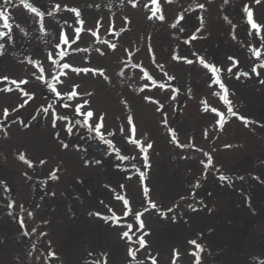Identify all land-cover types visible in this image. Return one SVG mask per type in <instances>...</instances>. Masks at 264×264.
I'll return each mask as SVG.
<instances>
[{"label": "rangeland", "instance_id": "374dc122", "mask_svg": "<svg viewBox=\"0 0 264 264\" xmlns=\"http://www.w3.org/2000/svg\"><path fill=\"white\" fill-rule=\"evenodd\" d=\"M27 2L45 12L52 10L55 2H60L62 6L68 3L79 7L86 27L93 26L102 18L103 27L99 35L102 39L117 43V49L114 52L108 50L89 33L82 32L77 43L80 48H87L88 51L76 53L72 51L76 45H66L64 47L71 55L65 59L74 67L110 64L106 72L109 81L90 74H81L82 79L72 75L81 84V91L93 93L90 97L91 106L106 114L109 130L115 131L126 124L130 108L137 127L135 138L143 141L147 135L153 147L148 150L150 166L145 168L139 148L131 145L127 139L114 140L121 154L135 158L125 162L118 161L114 153L108 159L104 153L106 146L98 147V143L91 137H69L61 131L60 139L57 140L43 115L36 121L31 119L36 109L52 103L54 97L40 81L31 79L27 86L22 85L30 93L35 91L34 99L19 110V118L29 126L22 127L19 120L11 124V119L15 118L13 114L9 118L10 138L3 139V133L0 132V181H3L0 184V264H17V255L26 249L31 250L29 240L37 245L33 256L45 257L48 251L56 253L50 264H131L126 242L120 238V233L128 230L122 226L127 223L133 224V231L139 227L134 217L137 211L144 213L141 217L144 230L150 233L145 238L148 247L140 250L137 258L147 260V264H151L150 256L157 258V264H172L173 250L181 254L176 264H193L194 257L187 255L188 252L196 251L188 243L190 240H196L203 246L202 264H253V259L255 264H261L264 261V85L259 80L264 79V69H259L260 77L251 74L248 79L241 77L237 80L234 75L229 77L227 74V68L231 66L227 56L233 55L239 60L237 68L233 69L234 73L245 70L254 59L250 56L249 47L253 43L256 47L260 46L258 40L248 36L245 20L239 14L242 0H229L227 5L224 0H210L204 12L198 9L185 11L194 0H172L171 4L167 0H158L169 24L174 22L176 16L184 14L187 22L181 23L189 35L196 33L200 27L199 17L203 16L204 27L196 35L204 38L189 44H184L187 37L183 33L158 21H147L142 3L133 9L127 0ZM243 2L250 4L258 21L264 18V0L260 5H256L255 0ZM9 13L13 18L11 23L16 44L8 46V59L4 63L10 70L13 63L17 64L13 78H26V70H36L26 68L19 63V59H39V56L33 54L40 49L48 52L50 49L45 44L55 39L54 28H62L75 37L74 27L69 29L64 26L66 18L71 17L69 24L72 23L73 14L61 12L55 17L45 16L44 23L50 34L43 37L38 33V24L33 25V19L38 21L39 18L28 13L18 0L16 6L9 9ZM124 17L128 18L129 24L125 25ZM112 22L116 31L120 28L128 30L120 37L109 35L107 29ZM18 24L29 33L27 36L19 32L16 27ZM149 44L152 53L148 51ZM96 47L105 50L104 57L95 52ZM124 49L133 54L132 62L141 65L158 83L166 80L156 66L163 64L164 69L175 77L168 83L179 89L177 99H170V90H167L166 99L165 91L158 88L140 93L139 87L150 82L141 80L139 69L129 66L125 68L124 77L117 76L116 72L123 67L121 61L127 58ZM193 53L221 68V81L228 89L233 110L250 121L247 126L243 120L227 114L226 106L219 101L218 96L213 95L214 92L222 95V90L218 85L209 88L211 73L196 62ZM172 54L192 59L194 63L185 64L183 59L171 61ZM44 67L46 78H50L52 69L47 63ZM0 82V88L14 87ZM144 95L152 96L164 104L163 111L167 113L168 125L177 131L180 144H191L193 147L180 148L171 142V134L163 123V116L156 111L158 105L143 100ZM23 99L25 97L16 91H0V120H3L5 107L11 112V108L23 102ZM122 101H126L129 108H125ZM204 101L210 108L217 107L225 114L222 128L215 123L219 118L214 113L204 111ZM65 102L57 101L58 112L70 111L60 107ZM60 127H63V122ZM205 131L208 132L207 138ZM60 141H71L70 147L63 149ZM204 151L213 158V166L208 170L201 163L207 159L203 155ZM19 153H24L34 167L28 168L19 161ZM85 158L91 161L103 159L100 165L90 163L85 166ZM41 159L46 161L44 165L39 164ZM117 163L122 167L116 168ZM216 168L220 171L217 172ZM53 169H58L57 180L51 178ZM221 174L230 180L220 181L218 177ZM144 187L149 188L147 197ZM118 196L129 201L128 208L124 207L123 200L117 199ZM149 200L157 208H149L144 212ZM8 201H14L17 205L13 209L18 213L16 218L7 214L9 210L5 204ZM21 203L33 212L32 217L19 213L18 206ZM188 204L200 210L191 211ZM169 208L173 211L169 212ZM129 209L131 214L125 217L124 212ZM95 212L106 216L114 212L121 226H113L111 222L90 215ZM21 217L29 232L36 229L30 238L21 235ZM41 232L46 235L41 236ZM29 261L31 264H49L46 258L39 261L29 258Z\"/></svg>", "mask_w": 264, "mask_h": 264}, {"label": "snow or ice", "instance_id": "6c2138e0", "mask_svg": "<svg viewBox=\"0 0 264 264\" xmlns=\"http://www.w3.org/2000/svg\"><path fill=\"white\" fill-rule=\"evenodd\" d=\"M19 4L23 6L24 9L27 10L28 13L32 14L34 18H39L38 21L33 19V25L36 26L38 24V33L43 36L47 37L50 33L48 28H46L44 20L45 16L47 17H55L61 12L70 13L73 14L74 19L72 20V23L69 24V19H72L71 17L66 18L64 20V26L72 29L74 27V34L75 37L73 38V35L68 32L66 33L62 28H54L53 31L55 32V39H53L50 43L46 42L45 47H48L50 50L48 52H44L42 49L34 53L33 55L39 56V59H34L32 57H27L24 59H19V63L22 65H25L27 67H31L33 69H36L35 71H25L24 77L21 78L20 76H16L13 78L12 74L15 72V69L17 67L16 63H13L11 66V70L8 68L7 65H5L4 61L8 59L7 56V50L8 46L12 45L15 46L16 41L13 36V23L12 16L9 13V9L16 6V0H3L2 3H0V81L6 82L10 85H15V89L12 87H2L0 88V91L2 92H8L11 93L13 91H16L19 93L20 96L25 97L23 99V102H20L17 104V106L11 108V112L8 107H5L3 109V120H0V132L3 133V139H9V118L15 114V118L11 119V124H16L17 120H19V123L22 127L27 128L29 125L26 124L22 119L19 118V110L24 108L25 105L29 103V101L33 100L35 97V91L33 90L31 93L27 90H25L23 86H27L29 84V81L31 79H34L36 81H40L41 85L46 87L47 91L51 96L54 97L52 103H49L46 106H42L38 109H36V114L31 117L33 121H36L38 117L43 115L47 122L50 124V127L53 129L54 137L59 140L61 136V131L65 133L67 136H87L91 137V139L98 143L99 146H106L104 149L105 156L108 159H111L113 153L115 154V157L120 162L129 161L130 159H135L134 157H130L129 155L121 154V151L119 148H117L114 144V140H123L127 139V141L139 148L140 154H142V160H143V166L145 168L149 167V156H148V150L153 147V144L151 142H148L147 135L144 136L143 141H141L138 138H135V135L137 133V127L134 124V116L131 113V109L129 108L126 101H122L125 108H129L127 117H126V124H122L117 130L112 131L109 130L107 127L106 122V114L98 112L96 109L92 108L90 97L93 95L92 92L88 91H81V84L76 81V79L73 77L72 74H75L76 77H81V74H84V76H88L89 74L92 77H102L104 81H109L110 77L106 74L108 66H97V67H91V66H79L74 67L70 62L66 61V57L70 56L71 53L68 52L64 46H73L76 45L72 49L73 52L79 53V52H87V48H80L78 46V41L81 39V33L87 32L90 34L91 37L95 38V41L99 43L100 45L106 46L108 50L115 51L118 47L117 43L112 42L109 39H102L99 35L100 29L103 27L102 24V18L101 20H97L95 24L91 27H86V21L83 18L82 10L79 7L71 6L68 3H64L63 6L60 2H55L52 10H49L47 12L40 10V8L33 6L32 3L27 2V0H18ZM128 3L131 4V8L136 9L138 7V4L142 3V7L145 11L146 20L149 22H161L162 24L168 25L171 29L183 33L187 38L184 40V44H189L191 41H195L198 38H204V37H198L196 33H200L204 27L203 22V16L201 15L199 17L200 20V27L196 29V33H193L191 35L188 34L187 29L185 28L184 24L181 23V21L187 22L185 19V16L183 13L175 17L174 22H171L169 24L162 8L161 4L158 3V0H149V2L144 3L143 0H127ZM167 3L171 4L172 0H167ZM210 3V0H204V2H199V0H194L192 4L189 5L188 9H185V11H194V10H200L201 12L207 11L206 5ZM229 3V0H224V4L227 5ZM262 3V0H255L256 5H260ZM91 7V5H90ZM97 7H99L97 5ZM239 14L241 17L245 20L247 28V34L248 36L254 37L255 40L259 41L260 46L256 47L255 44H251L249 47L250 56L253 57L250 61V64L248 66V69L236 71L233 72V69H236L239 60L237 57L233 55L227 56V60L231 62V66L227 68V74L229 77H232L233 75L237 80H240L241 77H244L246 79L251 77V74H255L256 77H260L261 72L259 69H264V18H261L259 21L254 17V11L253 8L250 6L249 3H244L242 0L240 9H238ZM227 19V17H225ZM124 23L125 25L129 24L130 21L127 17H124ZM19 32L23 33L25 36H27L29 33L25 31V28L20 26L19 24L16 25ZM235 28V25H233ZM127 28H120L119 31L115 30V24L114 22L110 23L108 26V33L109 35H114L116 37H120L122 33L126 32ZM35 39V37H33ZM150 39V37H149ZM233 39H235V36H233ZM124 51L127 53V58L124 61H121L123 64V67H120V70L116 72L117 76L124 77L125 76V68H128L129 66L133 69L139 68V71L142 73L141 80L150 82L142 85L139 87L138 91L140 93H144L146 89L150 88H158L161 91H165V98H168V91L171 92L170 99L172 101H175L177 99V96L179 94V89L177 87H172L171 84L168 82L173 81L175 77L173 75H170L165 69L163 64H157L156 66L159 68L160 72L163 74V77L166 78L164 82H159L157 79L153 77L147 70H145L141 65L133 63L132 62V53L128 49H124ZM148 51L152 53V47L149 44ZM95 52L100 56H105V50H103L101 47H96ZM194 56H196V62L199 63L204 69H207L208 72L211 73V84H209V88L212 87V85H218L219 89L222 90L223 94L221 95L218 92H214V96H218L219 101L222 102L224 106H226L227 114L230 116H236L238 119L243 120L245 125L247 126L250 121L245 119L243 116H239L237 112L233 110V103L229 99L228 95V89L225 87V83L221 81V68L216 67L213 65L212 62L206 61V59L203 56H199L196 53H193ZM16 59V58H13ZM180 59H183V62L185 64L192 65L194 61L192 59H188L186 57H179L176 54H172L170 56L171 61H178ZM153 62H155V57L153 54ZM47 63L48 66L52 69V72L50 74V78H46V69L44 67V64ZM250 69V70H249ZM82 79V77H81ZM70 82V84L66 83ZM259 83L264 85V79H260ZM133 91H137V89H133ZM143 100L150 102L152 104L158 105L156 108V111L161 113L163 116V123L166 127H168V132L171 134V142L180 148H191L193 145L188 144H180L178 137H177V131L174 130L172 127L168 125V119H167V113L163 111L164 104L161 103L158 99H154L152 96L144 95L142 97ZM57 101H66L65 103H62L60 105L63 109H69V112L61 113L56 110L57 108ZM79 101V102H77ZM204 105V111L205 112H211L214 113L217 119L215 121L216 124L220 125L221 128L223 127V124L225 122V114L220 111L217 107H209L207 102H202ZM63 122V127H60V123ZM205 138L208 137V132L205 131L204 133ZM61 147L65 150H67L70 147L71 141L64 142L60 141ZM225 147H230L229 145H226ZM196 151H202V149H196ZM203 155L207 158L206 162L201 161L203 164V168L205 170H208L213 166V158L211 155H209L208 152L204 151ZM19 161H22L25 165L28 166V168H33L34 165L30 160L26 158V155L24 153H19L18 155ZM103 158H97L94 161H91L87 158L84 160L85 166H89L90 163H95L97 165H100L102 163ZM46 163L45 160L41 159L39 161L40 165H44ZM116 168H121L122 165L120 163H117L115 165ZM131 167L135 168L136 165H131ZM216 171L219 172V168H216ZM58 172V169H53L51 178L53 180L58 179V175L56 174ZM25 176H27V172H25ZM130 178V177H129ZM218 179L220 181L230 180L229 177L225 175H219ZM240 179H243V177H240ZM141 180H143V173H141ZM3 181H0V184H2ZM199 187V184L196 185ZM122 187V185H121ZM144 194L147 197L149 195V188L144 187ZM118 200H123V204L125 208L129 207V201L127 199H124V197L118 196ZM183 199V198H181ZM103 203V201H101ZM202 204V201L200 202ZM188 208L191 211H198L200 209L193 207L192 204L187 205ZM6 209L9 211L7 214L10 217L16 218L18 213L16 211H13L17 207L14 201H8L5 204ZM19 213H26L28 217L33 216V212L26 208L24 203H21L19 206ZM39 207V205H37ZM206 207V205H205ZM151 209H156L157 205L155 203H152L149 200L148 207L144 209V212H147ZM109 212L112 210L109 208ZM169 212L173 211V209L169 208ZM131 214V210L125 211L124 216L127 217ZM143 212H135V222L139 225L135 231H133V224L127 223L126 226L128 230L122 231L120 233V238L126 242L127 247V256L131 258V264H147V260H140L137 258V253L140 250L146 249L148 247V242L145 239L147 236L150 235V233L145 229V225L141 219ZM90 215H96L97 217L103 219L105 222H111L113 226H121L118 225L119 218L116 216V214L113 212L111 216L102 215L100 212L90 213ZM173 220H175V217H173ZM19 228L22 230L21 235L22 237H31L33 233L36 232V229L33 228L32 232H29L26 229L23 217L19 220ZM131 233V234H130ZM41 236H45L46 233L41 232ZM135 237V239H134ZM189 244L193 245L196 249V251L188 252L187 255H190L194 257L193 264H202L201 260V253L204 250L203 246L199 243H197L196 240H190L188 241ZM131 245V246H129ZM135 245H138V247H133ZM29 248L31 250H25L21 254H18L16 257L17 264H26V261H28V264H31V261H29V258H32V260L39 261L41 259L46 258L50 264V261L53 257L56 256V253L53 251H48L45 254V257L41 256H33V251L37 248L36 244H33L31 240H29ZM49 247H51V244L49 242ZM91 255V253H90ZM180 253L177 250H173L172 252V264H176V261L180 258ZM151 264H157V258L155 256H150ZM253 264H255V260L253 259ZM261 264H264V261L261 262Z\"/></svg>", "mask_w": 264, "mask_h": 264}]
</instances>
